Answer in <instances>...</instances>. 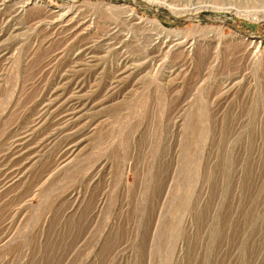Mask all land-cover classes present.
Listing matches in <instances>:
<instances>
[{
    "label": "rangeland",
    "instance_id": "374dc122",
    "mask_svg": "<svg viewBox=\"0 0 264 264\" xmlns=\"http://www.w3.org/2000/svg\"><path fill=\"white\" fill-rule=\"evenodd\" d=\"M0 264H264V0H0Z\"/></svg>",
    "mask_w": 264,
    "mask_h": 264
},
{
    "label": "bare ground",
    "instance_id": "6f19581e",
    "mask_svg": "<svg viewBox=\"0 0 264 264\" xmlns=\"http://www.w3.org/2000/svg\"><path fill=\"white\" fill-rule=\"evenodd\" d=\"M2 3V2H1ZM27 5V3H26ZM24 5L21 6L20 10L21 11L23 9ZM126 17H129V18H133V13L131 11H128V13L125 15ZM126 19V18H125ZM66 21V20H65ZM70 22V21H69ZM162 44L163 47H170L171 45H168V44H164L163 43H160ZM175 45V44H174ZM174 45L172 47H174ZM190 47V43L188 44L187 48ZM82 105V104H81ZM60 159V158H59Z\"/></svg>",
    "mask_w": 264,
    "mask_h": 264
}]
</instances>
